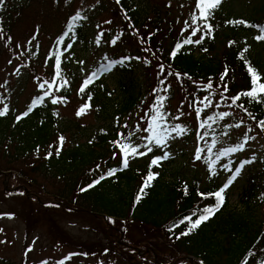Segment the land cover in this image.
<instances>
[{
	"label": "rangeland",
	"instance_id": "rangeland-1",
	"mask_svg": "<svg viewBox=\"0 0 264 264\" xmlns=\"http://www.w3.org/2000/svg\"><path fill=\"white\" fill-rule=\"evenodd\" d=\"M131 1L141 14H148L151 18L163 15L176 19L175 30L168 39L169 42L175 41L179 37L181 26H187L189 31L199 28L201 32L198 33L200 34L191 36L193 38L191 47L196 53L205 52L206 58L222 50V48H213L208 44L211 40L219 41L224 32H231V23H228L230 19L258 18L261 20L264 17V12L261 11L264 0H222L221 5L214 11L228 18L222 23L221 29L218 28L209 34L203 24L199 23L197 26L194 17H192L193 14L199 13V9L196 7L198 0ZM7 3H11L8 6L9 11H6L7 25L4 29L0 28L2 30L0 31V92L5 95V102H10L9 109L16 112V117H20L28 103L40 93L50 92L51 95L46 99L51 103V107L44 112H50L55 116L56 119L52 126L65 130L70 139V145L87 149L97 134L107 133L113 127L111 121L104 119L95 109L88 107L82 114L77 115L84 107L83 105L88 103L85 99L87 95L80 94L81 87L91 75L98 72L97 68L101 63L129 56L132 62L129 65L133 66L132 73L125 75L121 72V67L118 66L112 72L103 73L98 79L91 82L92 85H95L96 90H101L107 84L110 89L117 90L116 98L121 99L119 96L120 90H122L121 83L131 77L135 81L136 90L140 92L142 105L137 107L130 117L126 115L125 120L128 123H120L116 132L119 148H117L118 156L114 162L117 166H122V171L123 169L128 171L132 169L136 173V170L142 171L150 166H155L156 173L161 175V180L197 182L202 186L218 185L222 187L242 161L252 160L255 157L252 163L244 166L240 175L227 189L230 204L235 208H237L236 205L240 206L239 200L243 190L252 179L260 183L264 189V138L255 128L254 123H251L231 103L224 101L216 93H209L207 96L211 101V105L207 108H204V104L208 103L207 100L204 101V104L198 103L204 99L206 94L198 96V101L192 103L193 94L190 93L188 97L187 91L175 82H171V92L166 93L163 90L167 100L164 102L162 111L167 114L169 127L178 124L187 129V132L179 136L173 133L163 148L149 145L153 150L147 155L129 156L128 167L124 168L121 145L137 146L139 151L147 152V149L143 147L147 141L142 137L151 135L144 129L148 127L149 119L153 114L149 105L152 97L150 90L158 62L155 61L149 65L150 55L142 47L144 42L128 21L127 23L124 21L123 15L116 12V2L113 0H9ZM5 7H7L6 4ZM77 13L85 17L83 19L85 39L78 41L73 35L68 34L62 45L64 48L60 51L59 38L62 36L65 23ZM237 31L238 41L242 40L248 48L250 46L252 49H261L264 57V40L257 39L264 33L243 28H239ZM201 37H203L202 40ZM197 40H201V42L196 43ZM168 41H164L167 48ZM57 53L61 54L57 56L55 55ZM57 58L70 75L72 94L65 97V100L70 101L65 103L58 101L53 104L54 93L37 75L46 74L49 79H52ZM24 59L35 64L36 73L33 72L32 66L28 68L23 65L21 61ZM262 74L264 81V67ZM64 81V79H58L57 84L54 85V92H60L61 95L68 92V85H65ZM98 82L101 83L97 86ZM4 84L9 87L11 96L9 92H6L7 87L5 88ZM41 84H44L45 87L41 88ZM207 91L209 90H203L204 93ZM3 106L0 104V108ZM196 108L203 109L200 118ZM221 112H229L230 115L216 122L209 120L210 128L200 127V124L208 116H215ZM237 124L240 127H235ZM229 125L232 127H228ZM225 132L228 134L224 135ZM130 133L133 135H129ZM201 137L203 138L201 139ZM245 137H254V139L247 141L243 151L217 161L215 166L217 174L212 176L208 165L204 162V157L212 155V158L215 159L214 153L243 143ZM214 138L217 143L212 147V153H209L208 146L212 145ZM198 149H204L201 160H195ZM165 152L170 154L168 159L161 161L159 165L151 164L152 159L163 156ZM228 163H231L232 172L223 168V165ZM48 177L51 180L54 179L50 175ZM17 186H21V184L15 180L13 175L0 176V196L5 191L2 189ZM22 191L25 190L19 189L9 198L6 196L5 203L0 202L2 208L0 214V264H131L125 259L127 250L123 244L126 242L131 244L127 236L129 234L131 236L139 235V232L134 228L128 229L127 222L122 220V223L126 224L124 233L120 232L122 229L118 226L117 232H120V236L117 232H111L110 237L104 232L103 226L99 225L98 221L93 220V222L88 215L84 217L63 210L48 209L45 210L44 215L40 212H33V225L28 232L29 227L23 217L25 202L19 199ZM28 192L29 198L36 199L37 195L40 197L37 189L30 187ZM42 196L47 198L49 194ZM63 201L65 202V200ZM259 212H264V204L260 206ZM44 217L48 220V224L56 225L59 230L63 231L62 235L65 239L67 237L69 239L59 240L57 233L50 230ZM119 221L121 222V220ZM114 237L119 243H115L114 239L111 241V245L109 241ZM137 239L139 242L135 247L139 249L148 247L150 252L137 254L135 258L141 259L144 256L152 258V251H155L156 258L162 257L161 264H178V259L170 258L172 252L168 248L169 240L167 238L154 240L143 235L137 236ZM157 241L164 243L160 250L157 246H153V243L156 245ZM81 243H84L82 247ZM89 244L98 248L97 256L92 250L84 247ZM109 247H114V251L111 252ZM184 257L190 258V261L195 259L191 256Z\"/></svg>",
	"mask_w": 264,
	"mask_h": 264
},
{
	"label": "trees",
	"instance_id": "trees-1",
	"mask_svg": "<svg viewBox=\"0 0 264 264\" xmlns=\"http://www.w3.org/2000/svg\"><path fill=\"white\" fill-rule=\"evenodd\" d=\"M3 1L0 0V28L4 29L7 25L8 4L5 7ZM113 2H116V12L123 15L124 21L126 23L128 21L144 42L142 47L150 55L149 65L155 61L158 62L151 88L152 97L149 102L151 108L156 97L163 96V89L171 92V82L184 88L188 97L192 93L194 96L192 103L198 96L203 94L208 96L209 93L216 91L221 99L231 103L244 117L253 122L255 128L264 137V127L260 126V121H264V95L257 97L259 102L252 101L246 96H241V99L235 103L231 99L251 89L249 66L257 71L261 77L260 82H263V51L258 48L252 49L250 46L249 49L242 40L238 41L236 34L239 28L261 31L264 28V17L261 20L258 18L230 19L228 23H231V28L229 27L231 32H224L219 41L211 40L208 44L222 50L206 58L205 52L196 53L188 43L181 41L189 34L187 26H181L179 37L175 41H168L175 30L176 19L163 15L151 18L148 14H141L131 0H119V2L113 0ZM214 10L208 20L195 19L197 25L203 23L205 30L207 25L211 24V33L218 28L221 29L222 23L228 18ZM261 11L264 12V5ZM194 16L199 17V13L192 15ZM71 20L72 17L70 22ZM235 21H244V23L237 24L234 23ZM66 32H68V26L59 38L60 51L64 48L62 45ZM69 33L74 34L78 41L85 39L83 20H79L76 28ZM164 41H168L166 43L168 48L164 45ZM177 45L181 47L177 48ZM173 52L176 53L175 56L172 55ZM57 54L60 55V53ZM125 59L121 57L118 60L110 59L101 63L95 76H98V73L105 70L112 62L123 61L124 63ZM130 63L131 61L123 64L121 69L123 74L133 72V66L129 65ZM33 64L28 63L29 66L32 65L33 72L36 73ZM117 64L122 63H115L110 70L106 71H111L117 67ZM61 66L62 64L59 66L60 75L54 76L49 88L54 93L55 99L65 103L70 101L65 100V97L72 94L69 81L71 79L66 68ZM225 69L228 70L227 75L221 80ZM59 78L67 81L68 92L64 95L54 92V85ZM99 83L101 82H98L97 86ZM208 83L212 84L211 89L205 88ZM135 85L131 77L127 81H122V90L119 89L121 99L116 98L117 90L110 89L107 84L101 90H96L95 85L90 84L83 91L87 95L89 108L95 109L104 119L111 121L113 127L107 133L97 134L87 149L70 145V139L65 130L52 126L55 116L50 112H44L51 107L48 101L36 103L35 106L34 103L30 105L32 110L26 119H15L16 114L10 109L6 115L0 116V171H10L9 175H13L21 185L26 184L29 189L30 187L37 189L42 200H38V195L34 199L29 198L25 191L20 193L19 199L25 202L23 217L27 221L28 232L33 225L34 211L44 215L45 210L58 209L79 216L87 217L88 215L92 221H98L110 237L111 232L118 231V226L122 229L120 232H124L125 222L128 223V229H137L139 235L127 236L131 244L127 242L123 244L127 250L125 259L131 264H161L162 262V257L156 258L155 251H152V258L148 256L141 259L135 258L137 254L150 252L148 247H144L145 249L135 247L139 242L137 236L143 235L154 240L167 238L168 248L172 252L170 258L178 259V264H264V212H259L260 206L264 204V189L255 179L250 180L243 190L239 200L240 206L236 205L237 208H235L230 204L229 192L226 191L225 203L220 211L188 235L182 234L188 231L191 223L185 218L191 217L194 221L204 207L215 204V199L210 194L218 191L220 186L161 180L159 174L152 181V186L145 189L146 194L139 203L136 202V196L145 178L149 171L156 173V167L150 166L142 171L136 170L135 173L132 169L122 171V166H117L114 162L118 156L117 148H119L117 128L122 122L127 124L126 115L130 117L132 112L142 105L140 92L136 90ZM154 89L159 91L154 92ZM203 90L209 91L204 93ZM60 137L64 138L62 147H60ZM58 148L59 155L56 154ZM113 169H117L115 174L108 175ZM48 175L54 179H49ZM100 177L105 178L101 180ZM96 180L100 182L94 184ZM90 185L94 186L89 187ZM10 188L11 190L2 189L5 191L0 196V202L5 203L6 196L9 198L17 193L13 187ZM200 193L205 195L201 196ZM43 194H49V196L44 198ZM122 220L125 222L122 223ZM46 221L50 230L57 233L59 240L69 239V237L65 239L62 235L63 231L59 230L58 226L48 224L47 219ZM120 232H117L119 236ZM114 239L116 240L114 237L109 242ZM115 243L118 244L119 241L116 240ZM82 244L84 243L80 244L81 247ZM153 246H157L160 250L164 243L157 241L156 245L153 243ZM84 247L98 255V248L95 245L89 244ZM113 248L109 247L111 252L114 251ZM182 255L195 259L190 261V258L187 259Z\"/></svg>",
	"mask_w": 264,
	"mask_h": 264
},
{
	"label": "snow or ice",
	"instance_id": "snow-or-ice-1",
	"mask_svg": "<svg viewBox=\"0 0 264 264\" xmlns=\"http://www.w3.org/2000/svg\"><path fill=\"white\" fill-rule=\"evenodd\" d=\"M117 2H119V0H117ZM221 3H222V0H198L196 7L199 9V17L194 16V19L208 20L209 17L212 15L213 10L216 9L219 5H221ZM84 18L85 17H81L79 13H77L76 16L72 17L71 22L68 24V32H71L73 27L75 26V24L79 20L84 19ZM234 23L243 24L244 21H235ZM211 28H212L211 24H208L207 30H208L209 34L211 33ZM199 30L200 29L197 28L195 31H199ZM0 31H2V30H0ZM261 31L264 32V28H262ZM68 32H66L64 35L67 36ZM193 34H195V32ZM202 39H203V37H201V40ZM257 39L264 40V35L258 36ZM201 40H197L196 43H200ZM58 43H59V41H58ZM113 43H115V41H113ZM184 43H192V41H191V39H188V40L184 41ZM69 47H70V45H69ZM180 47H181V45H177V48H180ZM172 55L175 56L176 53L173 52ZM115 63H123V61L112 62L111 64L107 65L105 70H110V68ZM59 66H60V60H59V58H57L56 59L57 76L60 75ZM161 70H163V66H161ZM227 71L228 70L225 69V73H224V75L221 76V80H223L224 76L227 75ZM248 73L251 77L252 87L249 91L240 93V94L236 95L235 97H232L231 99H232L233 103H235L236 101H239L241 99V96H246V97H249L252 101H257L258 96L264 95V82H260L261 81L260 75H258L257 71L251 66L248 67ZM95 75L96 74L94 73L93 76H95ZM91 79H92V77H90L89 80L85 81V86H87V84L91 81ZM63 83L66 85L67 81L65 80ZM40 87L44 88L45 85L41 84ZM205 88L211 89L212 84L208 83L205 86ZM163 90L167 91V89H163ZM81 91H84V88H81ZM156 91H159V89H154V92H156ZM224 91L225 92L227 91V85L226 84L224 85ZM45 95H50V93L45 92ZM221 95L223 96V94H221ZM88 99L90 101L91 97L89 96ZM166 100H167V96H157L155 103L152 106L153 114L151 115V117L149 119L148 127L144 129L145 132H150L151 135L142 137L143 140L147 141V143L143 145V147L147 149V152L139 151L137 146L121 145V149L124 152V156H123V160H122V165L124 168L128 167L129 156L135 157L136 155H139V156L147 155L148 152H152V150H153L152 147H149V145H154V146L163 148L167 145L168 138L171 137L173 133H175L177 136H179V135H184L187 132V129H185L183 126L178 125V124L172 125L171 127H169V125L167 123V114L162 111V109L164 107V102ZM205 100L208 101L207 104H204ZM57 102H58L57 99L52 100L53 104H55ZM257 102H259V101H257ZM198 103L204 104V108H207L211 105V101L209 100V98L207 96H205L203 100L198 101ZM240 106L243 107V105H240ZM88 107H90V104H86L83 108H81V110L77 113V115L82 114L85 111V109ZM31 110H32V108L30 107L28 111L23 113V116H27ZM202 111H203L202 108H196V112H197L198 116ZM245 111H247V110L245 109ZM6 114H7V109L0 110V116L6 115ZM145 115L147 116L148 114L146 113ZM229 115H230L229 112H221L215 116H208L207 119L205 121H203V123L200 124V127L204 128L205 126H207L210 128L211 124L208 123L209 120L216 122V121L221 120V119H223ZM21 118L22 117H17L18 120ZM176 119H179V117H176ZM260 126L264 127V121H260ZM228 127H232V125H229ZM235 127L238 128V127H240V125L237 124V125H235ZM137 130L139 131V128H137ZM227 134H228L227 132L224 133V135H227ZM129 135H133V133H130ZM202 138L203 137H201V139ZM249 139H254V137H245V140L243 143L237 144L233 147L224 148L221 151H217L216 153L213 154V155H215V159L212 158V155L205 156L204 162L208 165L209 170L211 172V175L215 176L217 174L216 167H215L217 164V161L221 160V158H223V157H228L229 155H231L233 153L243 151L245 144L247 143V141ZM63 141H64V138L60 137L59 138L60 147L63 146ZM216 143H217V140L214 138L212 145L208 146V152L209 153H212V147ZM203 152H204V149H198L197 154L195 155V160H201V158H202L201 154ZM56 154L59 155V148L57 149ZM49 155H51V153H49ZM169 155H170L169 153L165 152L163 156H159V157L152 159L151 164L152 165H159V163L161 161L168 159ZM254 159H255V157H253L252 160L242 161L240 163V165L235 168L232 176L227 180V182L218 191L210 194L215 199V204L204 207L201 210V213L199 214V216L194 221H192L191 217L185 218L186 220L191 221V223H190V226L188 227V231L182 233L183 235H188L192 231H195L197 228H199L202 225V223L207 222L217 212L220 211V209L224 206V203H225V195H224L225 192L234 183V181L237 179V177L240 175L244 166L246 164L252 163ZM223 168L227 171H230V172L233 171V169L231 167V163L224 164ZM116 171H117V169H113V170L109 171L108 175H114ZM158 175H159V173H153V172L149 171V173H148L147 177L145 178L144 183L140 189L139 194H137V196H136V202L137 203H139V201L146 194L145 189L152 186V181L154 179H156L158 177ZM104 178L105 177H100L101 180ZM99 182H100V180H96L94 182V184H98ZM92 186H94V185H90L89 187H92ZM200 195L204 196L205 194L200 193Z\"/></svg>",
	"mask_w": 264,
	"mask_h": 264
}]
</instances>
